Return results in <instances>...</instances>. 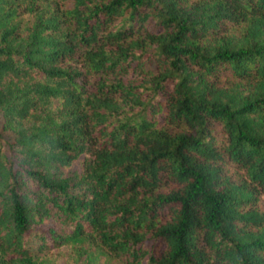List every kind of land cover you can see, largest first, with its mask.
<instances>
[{
    "label": "trees",
    "instance_id": "16d2710c",
    "mask_svg": "<svg viewBox=\"0 0 264 264\" xmlns=\"http://www.w3.org/2000/svg\"><path fill=\"white\" fill-rule=\"evenodd\" d=\"M0 264H264V0H0Z\"/></svg>",
    "mask_w": 264,
    "mask_h": 264
}]
</instances>
